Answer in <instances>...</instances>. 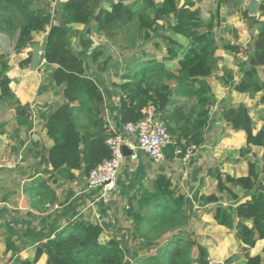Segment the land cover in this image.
I'll return each instance as SVG.
<instances>
[{
  "label": "trees",
  "instance_id": "trees-1",
  "mask_svg": "<svg viewBox=\"0 0 264 264\" xmlns=\"http://www.w3.org/2000/svg\"><path fill=\"white\" fill-rule=\"evenodd\" d=\"M232 1L236 5L235 9L229 8V13L241 12L251 26L258 25V30L252 45L246 48L247 59L240 62V79L234 81L233 68H224L218 79L232 90L254 96L264 91V19H260L264 17V0H260L256 16L243 9L242 0H217V14L220 16L223 5L231 6ZM195 4L196 0H184L181 9L178 0H163L160 5L154 0H67L59 2L53 14L45 7L31 8L26 0H0V31L16 34L17 51L34 45L35 34L47 32L41 60L45 61L49 83L59 87L64 98L48 113L44 125L54 140L46 157L53 173L74 178L73 170H80L88 176L111 157L106 141L116 133L104 127L101 113L105 96L99 82L88 73L85 62L86 52L93 45L90 36L94 20L111 38L126 22L136 20L144 38L149 39L163 28L161 20L173 14L178 16L161 34L164 45L161 57L139 61L122 75V82L114 84L120 94L119 121L123 126L139 121L144 108L152 103L172 136V142L165 147L168 158H173L178 149L185 154L188 148L204 144L215 102L209 82L218 70L215 53L221 48L238 56L244 48L228 41L219 45L215 37L219 22L215 23L214 18L204 21L198 10L193 9ZM73 24L85 27L78 32ZM75 35L83 49L79 53L72 46ZM102 54L96 48L91 57L97 61ZM31 60L32 54L21 60L20 65L30 66ZM9 68V55L0 53V98L6 100L16 98L10 89ZM180 96L192 102L180 105L177 99ZM16 100L17 119L27 125V107ZM261 101L264 102V93ZM77 110L89 111V125L78 124ZM222 118L231 129L245 132L246 151H251L252 146L264 149V119L255 131L254 118L245 103L223 107ZM208 174L215 181L217 191L204 194L197 189L193 200L200 207H208L218 224L234 232L243 248L245 264H264L261 254H250L257 241L264 239V151L260 160L248 161L245 175L234 176L218 167L209 169ZM46 186L44 183L36 189L41 198L50 197L48 193L52 190L45 191ZM150 186L151 190H146L135 202L131 199L126 210L133 221L128 239L113 238L102 243L103 225L76 220L40 243L33 260L17 259L16 264H35L43 254L47 255L46 264H208L207 249L192 233L183 230L191 218L186 195L175 192L171 178L165 174L150 181ZM241 192L252 198L241 201ZM224 198L231 205L221 204ZM194 246L198 250L196 257Z\"/></svg>",
  "mask_w": 264,
  "mask_h": 264
},
{
  "label": "crops",
  "instance_id": "crops-1",
  "mask_svg": "<svg viewBox=\"0 0 264 264\" xmlns=\"http://www.w3.org/2000/svg\"><path fill=\"white\" fill-rule=\"evenodd\" d=\"M242 1L245 4L248 0ZM73 26L81 29L85 27L82 24ZM46 34L47 32L35 34L41 55ZM93 34L90 37L95 40ZM114 39H110L112 45L109 42L107 48L108 52L116 57V49H113L116 47ZM97 45V41H94L86 55L91 54L93 49H100L103 51L100 56L101 62L98 61L94 68L87 64L86 67L88 73L99 82L104 93L105 101L101 115L105 124L116 130V134L124 139V145L130 151L125 155L117 185L110 200L106 202L101 200L97 203L96 198L100 194V188L89 187L88 176L83 175L80 170H73L74 178L53 173L52 165L47 162L46 157L48 150L54 145V140L49 137L44 125L52 108L64 101L61 89L52 86L49 81L46 83L47 86L44 85L43 79L38 81L40 71L44 70L40 69L41 66L37 70L19 64L13 66L9 59L8 74L12 80L10 89L16 98L8 100L0 98V264H16L17 259L33 260L40 243L64 230L76 220L98 222L103 225L102 243L113 238L128 239L133 228V221L126 213L131 199L135 202L146 193V190L150 191V181L158 175L165 174L170 177L171 172L173 173L172 167L163 162H155L138 149L135 136L125 134L124 127L119 121L120 94L114 84L122 82V75L131 66L124 70L117 65L111 68L110 55L105 52V47ZM27 52L28 49L24 51L22 59L30 55ZM43 62L45 61L41 60V63ZM111 69L115 78L110 87H107L102 84L101 75L102 72L110 73ZM47 78L48 73L47 76L45 74L44 79ZM212 79H215V75ZM41 83H43L42 88ZM16 99L22 105H26L25 116H28L29 125L19 123ZM177 99L181 101L180 97ZM75 117L80 126L90 123V113L87 110L84 112L77 110ZM133 153L136 154L135 158L132 157ZM44 183L47 185L45 191L52 190L48 193L49 199L41 198L36 194V189ZM32 191H34L33 197H31ZM51 197L54 199L50 200ZM240 247L241 257L230 264H245L244 251L242 246ZM226 251L223 250L222 253ZM232 253L238 254V252ZM250 254H261L264 260V239L257 241L255 247L250 249ZM46 261L47 255L43 254L35 264H46ZM209 264H224V262L219 256L210 253Z\"/></svg>",
  "mask_w": 264,
  "mask_h": 264
},
{
  "label": "rangeland",
  "instance_id": "rangeland-1",
  "mask_svg": "<svg viewBox=\"0 0 264 264\" xmlns=\"http://www.w3.org/2000/svg\"><path fill=\"white\" fill-rule=\"evenodd\" d=\"M30 2L31 8L45 7L54 14V10L58 7V3L62 0H26ZM156 5H160L162 0H154ZM183 1L178 0L181 9H183ZM217 0H196L193 9H197L201 18L204 21L214 18L215 23V37L219 45L223 42L239 43L243 46L244 51L238 56L226 53L223 49L219 48L215 53V62L218 70L215 74V79H209L212 85L215 102L211 107V122L205 130V142L200 147H190L184 154L181 149L175 152L173 158L166 156L163 161L164 164L173 168L171 172V179L173 180V189L175 192L181 191L188 199V209L191 218L188 223L183 227L184 231L192 233L193 238L198 243L203 245L208 251V259L210 253L219 256L224 264H230L241 257V247L232 230L218 224L212 215L207 211L208 207H200L198 202L193 200V193L195 190L200 189L204 194H210L217 191L215 181L209 176L208 171L211 168L218 167L222 171L228 172L234 176H241L247 173L248 161L250 159L260 160L264 149L257 146H252L251 151H246V134L244 131H235L231 129L222 118V109L230 105L238 103H245L254 118L255 128L259 129L264 119V102L261 101L264 91L250 96L245 93H240L230 89L224 84L218 76L224 74V68H233L235 70L234 81H238L242 74L240 62L247 59L246 48L252 45L253 35L258 30V25L251 26L250 22L245 19L241 12L229 13V8L235 9V1L231 2V6L223 5L220 16L216 12ZM247 1V0H246ZM248 2V1H247ZM185 8H189L185 6ZM260 19H264L261 17ZM178 20V16L173 14L165 20L160 21L162 29L158 33H153L149 39L144 38V33L139 30L136 20L126 22L124 27L120 28L113 38L116 47V57L108 52L107 46L110 45L113 38L108 37L99 27V22L94 20L93 27V43L97 41V46L105 47V52L110 56V66H116L121 69H126L129 66H134L139 61L144 59L161 57L163 51V43L161 34L170 25ZM74 25V24H73ZM73 29L78 32L83 31L81 28L73 26ZM48 29V28H47ZM235 30L237 35H235ZM16 34L10 35L0 31V53L4 52L9 55L13 66H21L20 61L23 60V53L28 49V54H33L34 45L28 46L20 52L15 48ZM77 36L72 37V44L75 51H82ZM110 42V43H109ZM112 45V43H111ZM93 46V45H92ZM112 49V48H109ZM104 50V49H103ZM88 52V51H87ZM101 62L100 58L97 60L92 59L91 54L85 56L87 66L95 67ZM109 61V59H108ZM41 70L39 79H43L44 85L48 82L44 79L47 76L45 62L41 63ZM23 67V66H22ZM38 68V69H39ZM113 69L110 73L102 72L103 82L107 87H110L112 80L115 78ZM41 83V88L43 87ZM173 84H175L173 82ZM47 86V85H46ZM103 86V85H102ZM181 103H186V106L192 100L184 96H180ZM244 152H243V151ZM198 179V180H197ZM201 179V180H200ZM199 181V182H198ZM252 195L241 192V201L251 199ZM231 201L223 199L221 204L231 205ZM170 235V233L168 234ZM167 235V236H168ZM228 249V250H227ZM227 250L226 253H222ZM232 252H238L234 254ZM198 254L197 247L193 248V255L196 257ZM233 254V255H232ZM240 256V257H239ZM231 259L227 262V259ZM197 264V263H195ZM209 264V262H208Z\"/></svg>",
  "mask_w": 264,
  "mask_h": 264
},
{
  "label": "built area",
  "instance_id": "built-area-1",
  "mask_svg": "<svg viewBox=\"0 0 264 264\" xmlns=\"http://www.w3.org/2000/svg\"><path fill=\"white\" fill-rule=\"evenodd\" d=\"M143 111L144 115L139 121L129 122L123 126L124 132L128 136L136 137L138 149L155 162L161 163L166 158L165 147L172 142V136L160 119L154 104L150 103ZM104 127L116 133V130L107 124ZM106 142L111 150V157L97 165L88 175L89 187H99L101 190L96 198L97 203L101 200L105 202L110 200L125 159L123 151L125 142L121 136L113 135ZM132 157L135 158L136 154L133 153Z\"/></svg>",
  "mask_w": 264,
  "mask_h": 264
},
{
  "label": "water",
  "instance_id": "water-1",
  "mask_svg": "<svg viewBox=\"0 0 264 264\" xmlns=\"http://www.w3.org/2000/svg\"><path fill=\"white\" fill-rule=\"evenodd\" d=\"M259 6H260V0H248L247 3L243 4V9L251 16H256L259 13ZM41 65V53H40V46L38 43L34 44L33 47V55L30 67L34 70H37ZM123 151L125 155L129 154L130 151L126 145H123ZM129 243V240L127 241Z\"/></svg>",
  "mask_w": 264,
  "mask_h": 264
}]
</instances>
